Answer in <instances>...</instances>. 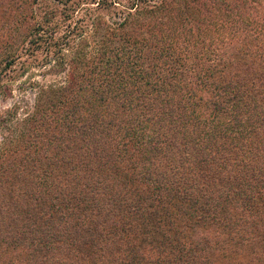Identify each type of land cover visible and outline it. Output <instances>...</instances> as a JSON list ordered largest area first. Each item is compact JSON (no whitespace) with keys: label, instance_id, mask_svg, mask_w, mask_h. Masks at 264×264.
I'll return each mask as SVG.
<instances>
[{"label":"trees","instance_id":"16d2710c","mask_svg":"<svg viewBox=\"0 0 264 264\" xmlns=\"http://www.w3.org/2000/svg\"><path fill=\"white\" fill-rule=\"evenodd\" d=\"M129 2L0 152V264H264V0Z\"/></svg>","mask_w":264,"mask_h":264},{"label":"rangeland","instance_id":"374dc122","mask_svg":"<svg viewBox=\"0 0 264 264\" xmlns=\"http://www.w3.org/2000/svg\"><path fill=\"white\" fill-rule=\"evenodd\" d=\"M68 1L40 0L29 7L31 9L25 8L27 16L31 18L28 22L42 26L45 32L43 40L32 44L25 37L27 28H19L12 46L21 49L16 52L13 64L7 67L5 62H0V152L19 138L28 119L34 114L36 100L42 90L64 85L73 68L83 71L74 54L80 52L84 60L92 58L100 46L104 28L115 21V14L131 0H117L118 3L115 1L114 4L113 0H106L112 3L111 7H107L108 4H93L99 0ZM75 1L79 4L75 5L71 19L76 20L79 27L77 32L81 33L68 40L65 36L75 28V23L68 28L69 21L64 20V14L68 13L67 9ZM84 27L87 28L84 30ZM64 40L68 44L60 51ZM55 43L59 45L54 46ZM2 57L0 53V61Z\"/></svg>","mask_w":264,"mask_h":264}]
</instances>
